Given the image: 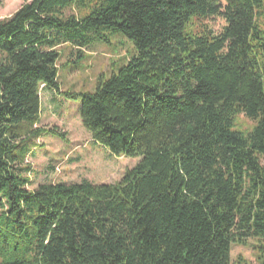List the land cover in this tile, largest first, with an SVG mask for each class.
<instances>
[{
    "label": "trees",
    "instance_id": "16d2710c",
    "mask_svg": "<svg viewBox=\"0 0 264 264\" xmlns=\"http://www.w3.org/2000/svg\"><path fill=\"white\" fill-rule=\"evenodd\" d=\"M102 27L137 54L61 91L59 48ZM43 87L141 160L117 183L30 188L41 136L67 139L40 125ZM249 240L264 253V0H30L0 18V264H233Z\"/></svg>",
    "mask_w": 264,
    "mask_h": 264
},
{
    "label": "rangeland",
    "instance_id": "374dc122",
    "mask_svg": "<svg viewBox=\"0 0 264 264\" xmlns=\"http://www.w3.org/2000/svg\"><path fill=\"white\" fill-rule=\"evenodd\" d=\"M28 1L0 0V18L11 16ZM207 23L215 31H220L225 21L217 17ZM86 44L80 51L72 44L59 48L58 82L61 91L93 93L102 75L110 77L137 54L129 38L106 27L91 33ZM41 97L40 125L58 129L66 134L67 139L51 132L41 136L27 160L32 167L30 188L45 182L117 183L141 160L139 157H119L94 140L82 122L81 100L67 98L46 87H43ZM252 124L244 115L239 119L243 128ZM258 244L255 240H249L247 244L235 243L232 246L233 264H238L241 258L250 264H259L258 253H264L256 248ZM263 261L264 258L260 262Z\"/></svg>",
    "mask_w": 264,
    "mask_h": 264
},
{
    "label": "crops",
    "instance_id": "0c3cea01",
    "mask_svg": "<svg viewBox=\"0 0 264 264\" xmlns=\"http://www.w3.org/2000/svg\"><path fill=\"white\" fill-rule=\"evenodd\" d=\"M41 114H42V112H41Z\"/></svg>",
    "mask_w": 264,
    "mask_h": 264
}]
</instances>
